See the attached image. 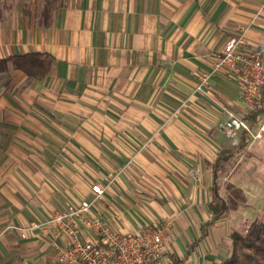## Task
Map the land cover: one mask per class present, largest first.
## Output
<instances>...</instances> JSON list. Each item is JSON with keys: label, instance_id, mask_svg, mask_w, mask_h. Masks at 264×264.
Here are the masks:
<instances>
[{"label": "crops", "instance_id": "crops-1", "mask_svg": "<svg viewBox=\"0 0 264 264\" xmlns=\"http://www.w3.org/2000/svg\"><path fill=\"white\" fill-rule=\"evenodd\" d=\"M242 28L244 46L264 47V0H0V59L52 58L40 78L11 60L0 70V264H65L56 244L68 236L16 227L82 199L123 233L172 217L166 253L189 247L183 264H220L225 219L264 200L253 192L264 180V107L247 114L244 148L215 167L237 146L219 123L241 111V82L223 70L198 89L196 73ZM213 169L234 211L188 246L209 217Z\"/></svg>", "mask_w": 264, "mask_h": 264}, {"label": "built area", "instance_id": "built-area-1", "mask_svg": "<svg viewBox=\"0 0 264 264\" xmlns=\"http://www.w3.org/2000/svg\"><path fill=\"white\" fill-rule=\"evenodd\" d=\"M246 43L245 28H242L237 36L225 42L211 69L196 73L198 89L209 84L217 71H228L239 78L241 111L227 110L226 118L219 123V128L235 145L239 131H251L248 112L264 107V47L248 48L244 46ZM91 188L96 197L104 191L97 183ZM91 205V201L82 199L54 211L43 221H31L27 226L16 228L22 237L33 227L50 230L57 237L68 236L66 243L56 244L57 259L65 264H174L165 247L166 238L174 232L172 217L147 224L135 233H123L99 218ZM86 233H92L93 237L85 238Z\"/></svg>", "mask_w": 264, "mask_h": 264}, {"label": "trees", "instance_id": "trees-1", "mask_svg": "<svg viewBox=\"0 0 264 264\" xmlns=\"http://www.w3.org/2000/svg\"><path fill=\"white\" fill-rule=\"evenodd\" d=\"M10 60L17 68L22 69L34 78H40L49 70L52 58L49 55L38 51L12 55L11 57L0 59V70L4 69L7 62ZM258 110L259 109H254L250 111L248 119L251 120L250 118L254 117ZM251 121L250 124H252ZM246 137L247 133L244 130L238 140L236 148L234 150H221L217 156L214 166L217 167L222 159H226L230 155L239 153L246 144ZM213 172L212 195L207 204L209 217L201 223L198 238L190 242L188 246H194L199 242V240L204 238L208 233L210 225L220 218L228 209L227 200L220 193V185L216 179V169H213ZM230 238V252L228 256L220 262V264H264L263 223L253 222L245 234L237 229H233L230 233ZM189 251V247H187L185 253L180 258L175 256L173 253H167V255L174 264H183L189 254Z\"/></svg>", "mask_w": 264, "mask_h": 264}, {"label": "rangeland", "instance_id": "rangeland-1", "mask_svg": "<svg viewBox=\"0 0 264 264\" xmlns=\"http://www.w3.org/2000/svg\"><path fill=\"white\" fill-rule=\"evenodd\" d=\"M223 169H227V167H225ZM258 185H261L262 190L254 189L253 192L256 195H262V197H263L264 196V180H262L261 184H258ZM231 205L232 204L230 201V206ZM235 208H236L235 211L229 210V207L227 209L229 212L234 211V214H232V215L229 214L228 218L225 219L226 223L229 226V228H227V233L225 235L227 243H229V239H228L230 236L229 234L233 229H237L240 232H242L243 234H245L248 231L249 226L253 222H260V223H263V225H264V200L263 199L260 200L258 198L257 199L252 198V199L248 200L247 204H245L243 206H237ZM197 232H198L197 229L188 230L186 233L187 238L189 240L192 239L196 235Z\"/></svg>", "mask_w": 264, "mask_h": 264}]
</instances>
